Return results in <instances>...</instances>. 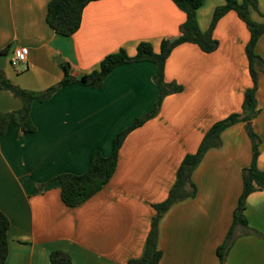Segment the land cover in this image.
<instances>
[{
  "label": "crops",
  "instance_id": "0c3cea01",
  "mask_svg": "<svg viewBox=\"0 0 264 264\" xmlns=\"http://www.w3.org/2000/svg\"><path fill=\"white\" fill-rule=\"evenodd\" d=\"M226 1L205 0L198 10L203 32ZM257 1L263 15L252 11L251 17L264 23V0ZM50 2L0 0V70L24 90L42 92L57 85L65 62L85 75L122 49L135 56L143 42L159 53L162 42L177 38L186 21L172 0H100L87 6L80 30L63 37L47 23ZM250 37L247 25L230 12L215 28L216 52L207 54L192 44L177 47L166 65V81L183 91L168 96L158 116L128 136L108 185L77 208L63 203L54 179L84 174L94 151L109 156L115 137L154 110L156 66H120L101 89L73 84L47 102L35 101V133H23L11 122L0 136V209L11 221L6 264H52L57 250L69 253L74 264H128L142 257L154 206L168 198L186 156L197 152L214 124L242 112L245 93L253 86ZM17 47L30 50L21 70L11 63ZM256 53L264 60V35ZM257 100L260 114L253 129L264 172L262 73ZM21 108L20 100L0 90V112ZM252 160L246 123L227 129L222 146L210 150L193 174L197 197L175 205L160 223V264H220L217 251L233 225L243 172ZM245 216L248 227L236 229L226 264H264V190L248 197Z\"/></svg>",
  "mask_w": 264,
  "mask_h": 264
},
{
  "label": "trees",
  "instance_id": "16d2710c",
  "mask_svg": "<svg viewBox=\"0 0 264 264\" xmlns=\"http://www.w3.org/2000/svg\"><path fill=\"white\" fill-rule=\"evenodd\" d=\"M97 1L100 0H51L48 6L47 23L56 34L63 37H71L80 30L87 6ZM172 1L186 14V21L181 26V33L177 38L162 42L159 53L155 52L153 46L147 42H143L138 46L135 56H130L126 50L122 49L105 57L101 62L100 69L90 74H85L82 80L74 76L73 67L70 63L65 62L61 64L64 73L63 79L57 85L42 92L24 90L14 85L5 73L0 70V90L10 92L22 103V108L18 111L0 112V136L5 134L11 122L18 125L23 133H35L37 128L31 116L34 102L37 100L47 102L62 88L79 84L94 89H101L107 78L118 67L143 62L153 63L157 68L155 82L159 88V98L154 110L136 119L130 127L121 131L115 137L113 150L109 156H104L100 151H94L91 155L89 168L84 174L66 173L54 179L59 184L63 203L69 208L81 206L108 185L118 168L120 152L128 136L148 121L157 117L164 100L168 96L183 91L182 86L166 81V65L173 51L181 45L192 44L198 46L207 54L216 52L219 43L214 38L215 28L219 21L228 13L235 12L247 25L251 35L247 46V56L253 86L245 93L242 112L233 114L227 119L214 124L203 138L197 152L186 156L177 172L175 184L168 198L154 206L156 216L153 219L142 257L133 259L128 263L160 264L164 255L159 247L160 223L163 217L175 205L197 197L198 189L193 182L194 172L210 150L222 146V134L227 129L238 123H246L247 132L253 143V160L251 166L243 172L244 190L234 213L233 225L224 244L217 251L220 264H226L228 252L235 241L236 229L238 227H248V221L245 216L248 197L256 191L264 190V172L258 167L260 139L253 129V121L260 114L257 100L258 83L260 74H264V60L257 55L256 45L264 35V23H257L251 17L252 11H258L257 0H243L242 2L227 0L226 4L215 10L210 28L203 32L198 23V10L204 5L205 0ZM10 227V219L0 209V264H6L8 260ZM50 260L52 264H74L72 256L61 250L52 252Z\"/></svg>",
  "mask_w": 264,
  "mask_h": 264
},
{
  "label": "built area",
  "instance_id": "2783aa9c",
  "mask_svg": "<svg viewBox=\"0 0 264 264\" xmlns=\"http://www.w3.org/2000/svg\"><path fill=\"white\" fill-rule=\"evenodd\" d=\"M30 50L27 47H17L13 52V57L11 60L12 66L18 68L22 65H26L28 62V57Z\"/></svg>",
  "mask_w": 264,
  "mask_h": 264
},
{
  "label": "water",
  "instance_id": "95a60500",
  "mask_svg": "<svg viewBox=\"0 0 264 264\" xmlns=\"http://www.w3.org/2000/svg\"><path fill=\"white\" fill-rule=\"evenodd\" d=\"M56 61H57L58 63H63V62H64L63 59H57ZM74 76L77 77L79 80H82L84 75H82V74H78V73H74Z\"/></svg>",
  "mask_w": 264,
  "mask_h": 264
},
{
  "label": "rangeland",
  "instance_id": "374dc122",
  "mask_svg": "<svg viewBox=\"0 0 264 264\" xmlns=\"http://www.w3.org/2000/svg\"><path fill=\"white\" fill-rule=\"evenodd\" d=\"M257 14H258L259 17H262V15H263V13H261V12L259 11V9H258V11H257ZM263 17H264V16H263ZM252 20H253V19H252ZM253 21H254V20H253ZM15 69H17V70H21L22 67L15 68Z\"/></svg>",
  "mask_w": 264,
  "mask_h": 264
}]
</instances>
